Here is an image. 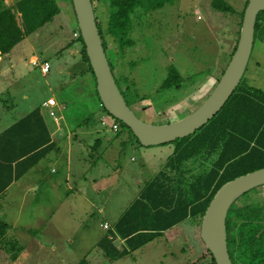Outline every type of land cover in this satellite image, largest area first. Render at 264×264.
Listing matches in <instances>:
<instances>
[{
  "label": "rangeland",
  "instance_id": "1",
  "mask_svg": "<svg viewBox=\"0 0 264 264\" xmlns=\"http://www.w3.org/2000/svg\"><path fill=\"white\" fill-rule=\"evenodd\" d=\"M2 1L7 6L14 4V0H0V8ZM95 1L100 20L105 25L106 5L102 0ZM225 1L235 9V12H228L225 16L214 9L213 0H173L159 9L143 12L131 32L135 44L126 49L121 58H118L117 46L109 37V60L114 66L115 76L121 88L124 90L130 87L126 98L139 118L153 124L178 120L198 108L212 92L219 81L218 78H221L222 69L228 65L231 52L239 38L242 26L241 12L248 0ZM59 3L61 13L17 44L1 62L0 89L6 90L3 95L0 93L1 98L8 105L11 104L10 95L15 103L20 104L26 103L24 95L36 104L53 93L64 99L66 107L62 111L67 116L71 128L91 132L86 134V140L91 145V154L86 156L88 163L101 160L113 164L115 158L118 164L116 171L122 166L123 171L118 175V189L114 196L120 199L119 202L125 206L124 211H127L135 203L143 187L139 182L151 179L160 167L163 168L162 158L154 156L153 151L157 150L152 148L160 145L142 146L125 127H122L120 132H115L109 114L104 122L101 120L102 114L98 111L105 112L101 106L96 109L97 107L92 105L91 111L87 112L81 108L82 112H78L79 105L69 99L70 90H75L78 96L82 95L90 87V77L83 56V46L78 40V23L73 5L70 0H59ZM18 17L20 20V16ZM258 43L257 38L244 79L253 75L255 86L263 90L264 57L258 58L261 53L259 51H262ZM34 56L40 63L37 66L32 64V61L36 60L32 59ZM259 59L262 63L260 69L254 65ZM115 61H120L119 65ZM45 63L50 65L51 71L43 75L41 65ZM172 65L181 75L180 82L170 88H161ZM8 67L12 72H8ZM6 70L8 71L5 73ZM126 77L129 82H126ZM10 79H13L16 85L5 88L4 85L8 84ZM136 92L141 97L138 100H135ZM87 117L89 120L84 123ZM170 144L174 145L175 149V143ZM106 151L110 152L109 156H106ZM155 162L157 163L154 164ZM190 163L191 161L188 165H194L193 162ZM196 165L192 167L193 172L205 169L202 162ZM192 168L189 170L192 171ZM189 173L191 172H186L185 176L188 177ZM249 192V197H240L239 204H244L248 199L264 200V185ZM67 212L69 211L62 209L59 216L39 219L35 226L46 224L48 221L50 224H63L65 221V231H62L60 236L65 239L68 235L82 237L83 233L74 234L76 231H71L76 223L74 219L65 218ZM37 214L39 215L40 211ZM112 223L114 224L113 220ZM188 223L190 227L192 223ZM67 227H70L69 230ZM99 233L100 228L95 227L91 237L88 234L83 235L80 244L63 246L55 243L56 247L58 245L57 250L49 246L51 243L45 237L43 251H37L35 255L32 250L29 254L34 257L30 261H17L15 264H78L80 259L94 248ZM184 234L187 238V234ZM182 237L171 242L172 244L166 243L164 239L156 240L133 254L135 261H118L115 264H211L208 256L206 257L209 255L206 250L203 252V259L200 254L188 253L181 261L182 251L188 247L184 235ZM67 242L65 240V243ZM194 259L196 260L193 261ZM3 262L7 261H0V264H4ZM7 264H10V261Z\"/></svg>",
  "mask_w": 264,
  "mask_h": 264
},
{
  "label": "trees",
  "instance_id": "2",
  "mask_svg": "<svg viewBox=\"0 0 264 264\" xmlns=\"http://www.w3.org/2000/svg\"><path fill=\"white\" fill-rule=\"evenodd\" d=\"M92 1L106 53L110 47L109 37H111L117 46L116 54L121 58L125 50L135 44L131 32L140 14L151 9H159L173 0H102L106 5L105 25L100 20L96 1ZM70 2L72 4V0ZM248 2L249 0L241 12V24ZM59 4V0H18L13 6H7L2 1L0 57L9 53L27 36L59 15L61 13ZM212 5L215 10L221 12L222 16L228 12H235L234 7L225 0H213ZM263 12H260L257 18L255 41L257 36L264 37ZM77 31L90 77V87L82 95L78 96L75 90H70L69 99L79 105L80 113L81 108L89 112L92 105L95 108L100 106L103 108V105L97 90L96 76L79 28ZM236 47L237 43L229 61ZM119 62L116 64L119 65ZM110 65L115 75L111 61ZM226 65L220 76L224 73ZM115 78L126 98V93L128 95L130 93V87L123 90L116 76ZM180 78L181 75L176 67L170 66L168 76L162 82L161 88L178 85ZM125 79L126 82L130 81L128 77ZM134 96L135 100L141 98L137 92ZM129 100L131 102L130 97ZM127 102L130 105L128 100ZM104 111L109 114L105 109ZM86 120H89V117L83 122H87ZM116 120L120 123L119 132L122 127L132 132L126 124ZM132 134L135 136L133 132ZM4 139H8L11 147H18L23 142L25 146L22 151L7 158L3 157L8 160L9 174H5L6 169L1 168L3 161L0 160V176L4 178L7 175L6 181L0 182V195L14 179V162L16 177H19L37 164L53 146L50 143V133L41 108L33 110L2 132L0 145ZM136 139L138 140L137 137ZM174 143L173 155L169 157L162 170L145 185L140 198L131 205L123 219L116 225L119 234L129 240L132 249L142 246L188 218H194L200 223V218L204 216L213 197L226 182L264 167V91L249 85L243 77L229 101L213 119L194 134L178 139ZM190 161L195 166L188 165ZM198 162H202L205 169L201 172H193L192 167H196ZM189 168H192V171ZM186 172H191L188 177L185 176ZM249 194L250 192H247L241 198H247ZM239 199L230 207L227 216L228 248L231 259L234 264H264V200L248 199L244 204H239ZM125 224L130 226L129 231H123V227L126 229ZM6 229L7 224L0 220V240ZM204 250L209 254L206 257L208 256L210 263L216 264L205 244ZM128 252L125 248L117 249L115 236L112 239L107 236L78 264H111Z\"/></svg>",
  "mask_w": 264,
  "mask_h": 264
},
{
  "label": "crops",
  "instance_id": "3",
  "mask_svg": "<svg viewBox=\"0 0 264 264\" xmlns=\"http://www.w3.org/2000/svg\"><path fill=\"white\" fill-rule=\"evenodd\" d=\"M20 15L19 13L18 16ZM257 38L262 50L259 51L261 53L258 58H261L264 57V37L261 35ZM6 56L8 54L0 57V64ZM32 59H37V57L34 56ZM254 65L260 69L262 67L260 59ZM50 71L48 73L43 72V75L49 74ZM8 72L12 71L9 70ZM253 80H255L253 79V75L251 78L246 79L249 85L255 86L256 84ZM13 81V79H10V82L4 85L5 88L16 85V82ZM255 87L258 88V86ZM4 91L6 90L0 89L2 95ZM1 94L0 134L26 117L33 110L41 108L42 116L50 133V143L53 146L48 153L40 158L37 164L19 177H16L15 162L13 164L14 179L0 195V220L7 224L4 236L0 240V261H7L3 262L4 264H7L8 261H10V264L11 262L15 264L17 261H30L34 257V255L29 254L30 251L34 250V254L36 255L37 251L44 250L45 237L50 241L51 244L49 246L53 250H57L58 247V245L57 247L55 246V243L63 246L67 244H80L83 235L88 234L91 237L93 228L95 227L100 228V233L95 239L94 248L103 242L105 237L108 236L112 239L115 236L117 249L125 248L129 251L125 256L115 260L111 264H115L118 261H135L132 255L143 250L144 247L156 240L164 239L166 243L172 244L171 242L179 240V237L183 235L184 239L187 240L188 247L183 249L181 261L183 258L185 259L188 253L189 255H203L204 243L200 235L203 217L200 218V223L194 218H188L142 246L132 249L129 240L121 236L119 230L116 228V225L123 219L126 213L124 211L125 206H122L119 202L120 199L114 196L118 189V175L123 171L122 166L116 171V167H118L117 160L114 158L113 164H108L106 161L101 160L88 163L86 156L91 154V145L86 140V134L89 135L91 132L80 131L75 127L74 129L71 128L67 121V116L62 111L66 107V102L54 93L39 104H36V102L32 103L26 95H24V99L26 103L28 101L30 103H15L10 95V105L4 103L5 100L1 98ZM46 101H53L54 106L50 108L45 107L44 102ZM51 110H54L56 113V119L51 116ZM98 113H101L103 116L101 110ZM89 124L88 122L87 126ZM7 140L4 139L0 145V155L2 156H0V160L3 161L1 162L3 165L2 167L0 165V167L4 168V170L6 169L5 174H9V167H7L8 160L3 157L7 158L14 153L22 151L25 146V142H20L21 144L18 147H11ZM152 148H154L153 150H157L153 151L154 156L159 157V159L162 158L163 167L175 151L174 145L170 143ZM164 148H168V150ZM109 153L106 151V156ZM103 168L104 170H102ZM161 169L162 167H160L158 173ZM6 176L4 178L0 176V182H5ZM154 177L139 182L143 187L140 189L137 199L140 198L145 185ZM62 209L69 211L65 215V218L67 217L68 220L74 219L76 223L74 229H71V231H76L74 234L83 233L82 237L75 238L73 235H68L65 239V237L60 236L61 232L65 231V221L63 224L59 222L50 224V221H48L46 224L35 226L39 219L46 216L48 218L59 216ZM38 211H40L39 215L37 214ZM110 218H112L114 224ZM91 219H95V221L93 222ZM188 221L192 223L190 227L188 226ZM69 228L67 227V230ZM125 228L123 227V231H129L130 226L125 224ZM184 233L187 234V238H185ZM65 240L68 242L65 243Z\"/></svg>",
  "mask_w": 264,
  "mask_h": 264
},
{
  "label": "water",
  "instance_id": "4",
  "mask_svg": "<svg viewBox=\"0 0 264 264\" xmlns=\"http://www.w3.org/2000/svg\"><path fill=\"white\" fill-rule=\"evenodd\" d=\"M78 28L86 46L103 107L126 124L142 146L169 144L188 137L213 119L229 101L244 77L255 45L256 22L264 0H249L234 51L224 73L205 101L190 114L164 124L142 120L123 95L103 45L92 0H72ZM264 185V167L226 182L210 202L201 222V238L216 264H234L228 248L227 216L230 207L251 189Z\"/></svg>",
  "mask_w": 264,
  "mask_h": 264
},
{
  "label": "built area",
  "instance_id": "5",
  "mask_svg": "<svg viewBox=\"0 0 264 264\" xmlns=\"http://www.w3.org/2000/svg\"><path fill=\"white\" fill-rule=\"evenodd\" d=\"M16 1H18V0H14V3H15ZM32 64H34V65L37 66V65H39L40 63L38 62V59H36V60H33V61H32ZM41 66H42V70H43L44 73H48V72L50 71V65H49L48 63H45V64H43V65H41ZM44 106L50 108V107L54 106V102H53V101H46V102H44ZM50 112H51V116H52L54 119H56L57 117L55 116L56 114H55L54 110H51ZM107 114H108V113H106V112L103 113V116H102V118H101V120H102L103 122H104V120L106 119ZM110 116H111V115H110ZM111 118H112V128H113V130H114L115 132L119 131V129H120V123H119L115 118H113L112 116H111Z\"/></svg>",
  "mask_w": 264,
  "mask_h": 264
},
{
  "label": "clouds",
  "instance_id": "6",
  "mask_svg": "<svg viewBox=\"0 0 264 264\" xmlns=\"http://www.w3.org/2000/svg\"><path fill=\"white\" fill-rule=\"evenodd\" d=\"M104 108V107H103ZM105 109V108H104ZM110 114V113H109Z\"/></svg>",
  "mask_w": 264,
  "mask_h": 264
}]
</instances>
